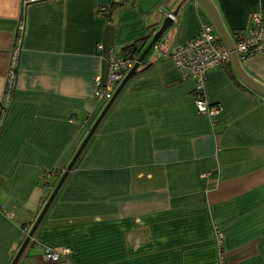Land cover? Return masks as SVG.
<instances>
[{"label": "crops", "instance_id": "obj_1", "mask_svg": "<svg viewBox=\"0 0 264 264\" xmlns=\"http://www.w3.org/2000/svg\"><path fill=\"white\" fill-rule=\"evenodd\" d=\"M28 1L0 0V264L12 263L106 106L94 81H106L111 55L157 32L183 0ZM212 1L233 41L264 13V0ZM177 20L99 125L18 264H48L46 248L69 250L55 264H264V97L231 58L204 85L220 114L200 115L195 81L172 56L214 24L198 0ZM240 62L264 84V57Z\"/></svg>", "mask_w": 264, "mask_h": 264}, {"label": "built area", "instance_id": "obj_2", "mask_svg": "<svg viewBox=\"0 0 264 264\" xmlns=\"http://www.w3.org/2000/svg\"><path fill=\"white\" fill-rule=\"evenodd\" d=\"M33 1L29 0L28 2ZM101 11L108 13V9L105 7H102ZM165 16L166 18H170L174 25L177 24V17L173 13H165ZM24 29V21L22 19L18 26L15 47L9 67L6 96L4 99L6 105L12 100L16 86L19 54ZM234 44L240 61H246L256 56L264 57V13L259 12L251 16L248 28L244 31L236 32ZM140 55L131 53L127 55H111L109 59V75L106 81H102L101 78H96L94 81L95 99L97 101L107 104L112 99L130 70L137 63ZM231 58L232 52L222 43L219 36L215 33V28L212 24L204 25L197 37L181 43L173 54L172 59L181 71L183 78L195 81V105L200 115L214 118L220 114V107L210 105L206 100L204 96V85L208 75L214 70L225 68L230 63ZM3 107L4 105L0 104V113L4 112ZM55 176L53 173L46 176V183L50 184L48 187L52 188V178ZM68 254V249L58 252L46 248L43 257L46 263L55 264L64 261L68 257Z\"/></svg>", "mask_w": 264, "mask_h": 264}, {"label": "water", "instance_id": "obj_3", "mask_svg": "<svg viewBox=\"0 0 264 264\" xmlns=\"http://www.w3.org/2000/svg\"><path fill=\"white\" fill-rule=\"evenodd\" d=\"M189 0H183L180 5L178 6L177 10L173 13L175 17L178 16L180 10L182 7L188 2ZM204 8L207 10L215 28L217 31V34L220 36L221 40L224 42V44L227 46V48L232 52V60L234 61L235 69L237 72V75L242 80V82L249 87L252 91L256 92L260 96L264 97V84L256 81L254 78H252L243 68L240 59L235 51V44L233 39L231 38L230 34L226 30L223 21L220 17V14L212 0H198ZM174 26L173 21L170 18H166L160 27V29L154 34L152 40L146 47V49L141 53L137 63L133 66V68L130 70L124 81L121 83L117 91L115 92L112 99L106 104L103 111L95 121L94 125L90 129V132L86 136L85 140L81 144L79 150L75 154L74 158L72 159L71 163L67 167L66 171L62 175L60 181L57 183L56 187L54 188L51 196L49 197L44 209L42 210L41 214L39 215L37 221L34 223L33 228L27 235L26 239L24 240L23 244L21 245L18 253L16 254L15 258L13 259L11 264H18L20 259L23 257L27 249L31 246L32 239L35 236V233L37 229L39 228L41 222L43 221L44 217L46 216L48 210L52 206L53 202L55 201L58 193L60 192L61 188L63 187L64 183L66 182L67 178L69 177L71 171L74 169L76 163L80 159L82 153L86 149L87 145L89 144L90 140L95 135L99 125L109 112V110L112 108L113 104L115 103L116 99L119 97V95L122 93V91L125 89L127 84L137 75L138 69L145 64L147 61V58L153 53L156 48H158V45L160 41L163 39L165 34L172 29ZM148 68V67H146Z\"/></svg>", "mask_w": 264, "mask_h": 264}, {"label": "trees", "instance_id": "obj_4", "mask_svg": "<svg viewBox=\"0 0 264 264\" xmlns=\"http://www.w3.org/2000/svg\"><path fill=\"white\" fill-rule=\"evenodd\" d=\"M118 4L113 5V7H116ZM110 15V10H108L107 16ZM156 32H152L150 36L147 39H143L140 41L135 42L132 46L128 47L124 50V55H127L129 53L131 54H141L143 51V48L146 46L147 42L154 36ZM47 186L50 185L49 183H46ZM52 184H55V182L52 181Z\"/></svg>", "mask_w": 264, "mask_h": 264}]
</instances>
